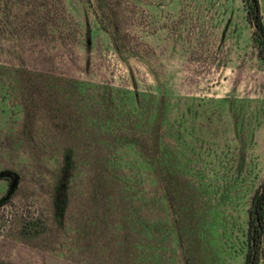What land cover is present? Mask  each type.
<instances>
[{
	"label": "rangeland",
	"instance_id": "obj_1",
	"mask_svg": "<svg viewBox=\"0 0 264 264\" xmlns=\"http://www.w3.org/2000/svg\"><path fill=\"white\" fill-rule=\"evenodd\" d=\"M249 5L0 0V264H249Z\"/></svg>",
	"mask_w": 264,
	"mask_h": 264
},
{
	"label": "trees",
	"instance_id": "obj_2",
	"mask_svg": "<svg viewBox=\"0 0 264 264\" xmlns=\"http://www.w3.org/2000/svg\"><path fill=\"white\" fill-rule=\"evenodd\" d=\"M249 4V13L252 16L258 40L262 45L259 55L264 59V23L259 0H249ZM249 216V252L247 260L249 264H257L264 242V181L253 195Z\"/></svg>",
	"mask_w": 264,
	"mask_h": 264
}]
</instances>
